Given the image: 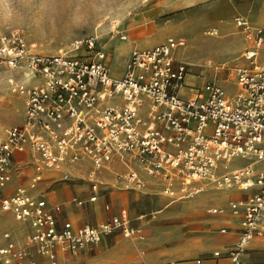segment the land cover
<instances>
[{"label":"built area","instance_id":"built-area-1","mask_svg":"<svg viewBox=\"0 0 264 264\" xmlns=\"http://www.w3.org/2000/svg\"><path fill=\"white\" fill-rule=\"evenodd\" d=\"M233 22L248 46L241 55L245 62L230 70L237 87L231 95L211 79L190 86L188 65L175 60L182 39L133 49L115 75L95 36L55 53L37 51L19 31L0 36V67L24 77L9 81L21 97L23 122L0 133V210L31 229L22 243L9 232L0 234V264H40V259L67 264V255L92 249L105 237L144 239L142 226L125 211L74 226L60 217L62 204L48 205L44 193L36 192L50 173L57 182L70 181L69 168L83 159L91 163L90 193L71 199L77 207L106 193L100 173L114 163L122 171L113 172L112 187L125 191L145 190L149 181L170 198L194 195L203 182L245 191V197L228 203L239 219L236 242L225 253L213 252L228 264H244L250 242L264 236V64L257 61L264 28L243 15ZM119 37L125 40L127 34ZM16 153L28 155L32 172L27 185L7 193L19 172ZM237 159L246 163L229 168ZM103 209L111 206L104 202Z\"/></svg>","mask_w":264,"mask_h":264},{"label":"rangeland","instance_id":"rangeland-1","mask_svg":"<svg viewBox=\"0 0 264 264\" xmlns=\"http://www.w3.org/2000/svg\"><path fill=\"white\" fill-rule=\"evenodd\" d=\"M51 1L32 0L30 4H17V13L12 20L7 18L12 16V11L8 10L4 22L0 23V36L19 31L28 43L43 53H55L67 49L76 39L95 36L115 75L121 74L133 49H149L169 37L182 39L184 45L176 51L175 60L188 65L190 86L196 87L203 79H211L220 83L229 95L237 91L230 70L245 62L241 55L248 46L233 17L247 16L264 28V0H59L50 7L48 2ZM65 2V9H62ZM122 33L127 34L125 40L119 37ZM257 61L264 64V42ZM23 79L21 72L0 67V133L8 126L23 122L21 97L9 88L10 80ZM237 160L235 166L246 163ZM17 175L11 186L26 185L29 171ZM99 180L104 187L112 185L110 179ZM88 186V179L80 177L54 183L47 187L48 204L61 203L69 219L94 225L106 217L101 202L85 207L70 204L75 196L86 198ZM199 187H202L201 191L194 195L175 198L160 193L142 194L107 188L106 191H114L105 199L115 211H125L135 224L142 226L144 239L121 234L105 237L92 249L67 255L66 263L139 264L144 260L148 264L173 261L175 264H197L203 260V264H215L214 260L208 259L217 247L204 237L214 232L220 234L225 223L217 222V217L207 210L226 208L235 193L233 188L216 189L210 182L199 183ZM3 232H9L13 240L22 243L31 229L10 213L0 210V234ZM248 253L249 260L245 257L244 264H264V244ZM251 257L257 261L252 262ZM40 262L48 264L42 259Z\"/></svg>","mask_w":264,"mask_h":264},{"label":"crops","instance_id":"crops-1","mask_svg":"<svg viewBox=\"0 0 264 264\" xmlns=\"http://www.w3.org/2000/svg\"><path fill=\"white\" fill-rule=\"evenodd\" d=\"M254 23V22H253ZM14 161L15 163L17 164V166L19 167V172H18V175H22L23 171H29V175H28V178L32 172L31 170V166L29 165V162H28V155L26 153H16L14 155ZM238 160H234L232 163H230V165L233 167H236L235 165V162H237ZM243 161V160H242ZM229 165V166H230ZM91 168V163L89 160L87 159H83L77 163H75L74 165H72L70 168H69V171L71 173V180H76L78 179V177L82 178V179H88V184H90L89 182V177H88V173H89V170ZM231 168V167H230ZM115 171H122V166L119 164V163H114L113 164V167L112 169L109 171H102L100 173V179H105V181H107L108 179L111 180V183H112V179H113V172ZM17 175V176H18ZM16 176V177H17ZM56 175L54 173H50L48 175H46V179L44 181H42L38 187L36 188V192H43L44 193V196L46 198V201H47V204H48V199L50 198H47L48 196V193H47V187L48 186H52L54 183H65V182H57L56 181ZM13 181V179H12ZM27 184H28V181H27ZM26 184V185H27ZM111 187H106V188H115V187H112V185H110ZM12 186H11V183L7 189V193L8 192H11L12 190ZM118 189V188H117ZM118 190H121V189H118ZM35 191V190H34ZM33 191V192H34ZM112 191L114 190H111L110 189L108 191H106V193L95 203L93 204H87L89 206H94L96 205L98 202H101L102 203V208H103V203L104 202H107L109 203L108 200L105 199L106 196H111L113 193ZM121 191H125V190H121ZM127 192H131V191H127ZM132 192H136V193H139V192H142V194H152V193H158L155 189V186L151 183V181H149V184H148V187L147 189L145 190H142V191H132ZM233 192L235 193V196L233 198H231L228 203L232 200H236V199H239V198H243L246 196V192L245 191H241V190H238L235 188H233ZM238 192H243L242 194H239ZM90 193V189H89V186H88V195ZM88 197V196H87ZM56 204V203H55ZM61 204V203H60ZM71 204V203H70ZM49 205V204H48ZM73 205V204H71ZM109 205L111 206V210L110 211H105L106 213V217L104 219H106L110 214H113V213H117V212H120L119 211H115L113 209V206L109 203ZM74 206V205H73ZM85 207V206H84ZM222 208V207H220ZM64 207H62V212L60 214V217L62 219H65V220H69L73 223L74 226H78V225H82V224H85V223H79L77 221H73L71 219H69L64 211H63ZM225 211L223 214H217L215 215L216 217V221H221V222H224L225 225L222 226L220 228V234L219 233H212L211 235L209 236H205L204 238H207L208 239V242L211 243V245L213 246H216L217 248L213 251H220L222 253H225L228 249H230L234 243L236 242L237 240V237H238V234H239V219L238 217H235V216H232L230 214V211L228 209V204H227V207L226 208H223ZM122 211V210H121ZM141 217V216H140ZM104 219H101L100 221L104 220ZM137 219H140L139 217H137ZM98 221V222H100ZM97 222V223H98ZM96 223V224H97ZM133 223H134V219H133ZM135 224V223H134ZM213 221H211V225L212 226ZM136 225H140V224H136ZM204 229V228H202ZM224 229L225 231L224 232H221V230ZM261 244H264V236L262 237H257V238H254L250 244H249V247L245 253V255L243 256V260H245V257H247V255L249 256L250 254L248 253L250 250L254 249V247L258 246V245H261ZM213 252H212V255L211 257L208 259V260H214L215 264H228V259L224 256H220V257H214L213 256ZM41 260V259H40ZM247 260H249V257H247ZM252 262H256L257 259L254 258V257H251L250 259ZM43 261V259H42ZM143 262L145 264H148L147 262H145L144 260L140 261V263ZM41 263V262H40ZM139 263V264H140ZM176 262L173 261L171 263H167V264H175ZM184 263H187V262H183L182 264ZM244 263V261H243ZM156 264H163L162 262L160 263H156ZM197 264H203V260L200 261V263H197ZM254 264V263H253Z\"/></svg>","mask_w":264,"mask_h":264},{"label":"clouds","instance_id":"clouds-1","mask_svg":"<svg viewBox=\"0 0 264 264\" xmlns=\"http://www.w3.org/2000/svg\"><path fill=\"white\" fill-rule=\"evenodd\" d=\"M31 2L32 0H0V23L4 22L8 10L12 11V16L7 18L12 20L17 13V4H30Z\"/></svg>","mask_w":264,"mask_h":264},{"label":"bare ground","instance_id":"bare-ground-1","mask_svg":"<svg viewBox=\"0 0 264 264\" xmlns=\"http://www.w3.org/2000/svg\"><path fill=\"white\" fill-rule=\"evenodd\" d=\"M59 0H52L51 2H48V4H50V7L54 6L55 4L58 3ZM66 6V2L63 4L62 9H65Z\"/></svg>","mask_w":264,"mask_h":264}]
</instances>
